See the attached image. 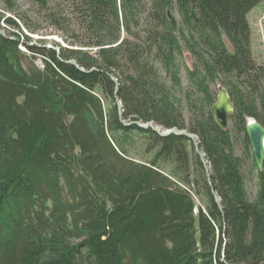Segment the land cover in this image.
<instances>
[{
  "label": "trees",
  "instance_id": "16d2710c",
  "mask_svg": "<svg viewBox=\"0 0 264 264\" xmlns=\"http://www.w3.org/2000/svg\"><path fill=\"white\" fill-rule=\"evenodd\" d=\"M1 1L16 15L14 0ZM263 1L69 0L61 16L51 0H31L64 36L59 52L44 40L29 45L22 28L37 30L26 16L0 12L11 29L0 25V264H105L95 254L104 236L119 264H264V163L258 171L245 132L247 119L264 128V67L252 60L247 22ZM184 49L198 97L185 95L187 118L176 96ZM27 57L42 66L24 69ZM109 76L123 121L195 136L209 171L188 138L124 126ZM218 82L232 130L211 116ZM135 139L143 149L131 155Z\"/></svg>",
  "mask_w": 264,
  "mask_h": 264
},
{
  "label": "rangeland",
  "instance_id": "374dc122",
  "mask_svg": "<svg viewBox=\"0 0 264 264\" xmlns=\"http://www.w3.org/2000/svg\"><path fill=\"white\" fill-rule=\"evenodd\" d=\"M14 1L16 4V10H15L16 15L26 16L30 27L32 29L37 30V32L34 35H30L28 30H26L25 28H22L24 34L32 38V42L29 45L36 46L38 40H44L46 42V47L56 49L57 51H58V48L53 46V44H58L60 47H67V44L64 42L65 40L64 36L61 35L59 31L48 27V25L44 21V13L38 12V8L32 4L31 0H14ZM51 1L53 2L52 3L54 5L53 7H55L54 10L57 13H59L61 16L70 15L69 5H68L69 0H51ZM0 12L5 14L6 17H14L16 19V15L14 13H9L6 11L5 5L3 4L1 0H0ZM172 16L174 17L177 23H180V16L178 12L176 11V9L172 11ZM247 22H248L249 29H250L252 60L255 62L256 65L264 67V1L261 2L258 6H256L249 12V14L247 15ZM0 25L2 28H4L3 32L5 33L11 32L10 28L5 27L3 24H0ZM20 50L23 53H26L23 47H20ZM32 62L35 66L39 68L42 66V61L39 58L32 60L31 58L27 57V58L22 59L23 68L27 69L32 64ZM175 63L177 65L178 78L180 80V87L176 89L177 91L176 96L182 101V107L184 109L183 112H184L185 118H187L188 113L186 111L187 105L185 101V95H188L194 100H198L197 94L195 90L190 86L189 81L186 76V70H192L195 62H194L192 55L189 52H187L186 49H184L182 50L181 56L177 57ZM159 71H160L161 79L165 80V82L168 83L167 76H165L163 70L159 69ZM219 86L224 88L223 86H221L219 82L216 84L209 85V92L213 96L214 102L216 101L217 96H218L217 88ZM228 128L232 130V124L230 122H228ZM231 138H232V142L234 146L233 148H234L235 155L238 157H242L243 147L241 143V136L237 135L234 131H232ZM129 147H130L131 155L139 154L140 152H142V149H143L142 143L139 142L137 139H135L134 143H132ZM250 155L252 156L251 150H250ZM250 166H251V159H248L244 165L245 187H246L248 198L250 201H252L258 190V179L256 177L255 171L249 172ZM191 171L193 172L192 168H191ZM207 171H209L208 167H207ZM191 196L197 207L203 206V204L195 196V194H192ZM196 213L197 211H195V214ZM108 245H109V237L104 236L98 242H96L95 254L101 257L102 262L105 264H119V260L116 257L113 249H110Z\"/></svg>",
  "mask_w": 264,
  "mask_h": 264
},
{
  "label": "water",
  "instance_id": "95a60500",
  "mask_svg": "<svg viewBox=\"0 0 264 264\" xmlns=\"http://www.w3.org/2000/svg\"><path fill=\"white\" fill-rule=\"evenodd\" d=\"M0 35L4 36V33L0 32ZM47 48H49V47H47ZM54 50H56V49H54ZM69 63L72 65H75L74 62H69ZM109 77L111 78V80L115 84L114 101H115V104H116L117 109H118L119 119L124 126H132L133 125V126H136L140 129H144V130L151 129L153 132L158 134L160 137H167L170 135H174V136H184V137L188 138L193 144L195 154L200 158V161H201L204 169L206 170V172H208L205 157L203 154H201L199 147H198V142L196 141L194 136L189 135L185 131L179 132V131L174 130V129L165 130V129H162L159 127L157 128V127H154L152 124H142V123H138V122L127 123V122L123 121L121 119V103L117 97L118 84L112 76H109ZM217 90H218V96H217L215 104L212 106L210 112H211V116H212L215 124L217 125V127L220 130L225 131L228 128V118L233 112V106L231 104L230 98H229L226 90L220 86L217 88ZM245 132H246L247 139L249 141L250 150H251V154H252V158H253V162L255 164V167L258 171H262L263 170V163H264V128L256 120L247 119ZM207 183L209 186L211 185L210 176L208 173H207ZM213 195H214V198L216 200V203L218 204L219 199L217 198V196L214 193H213ZM219 209L221 210V207H219Z\"/></svg>",
  "mask_w": 264,
  "mask_h": 264
}]
</instances>
